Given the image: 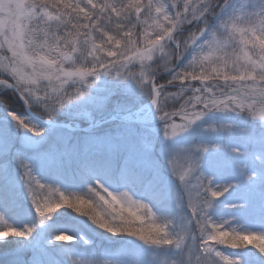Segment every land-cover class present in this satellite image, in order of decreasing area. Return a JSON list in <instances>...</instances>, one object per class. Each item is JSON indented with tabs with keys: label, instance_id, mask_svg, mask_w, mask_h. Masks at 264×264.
<instances>
[{
	"label": "snow or ice",
	"instance_id": "1",
	"mask_svg": "<svg viewBox=\"0 0 264 264\" xmlns=\"http://www.w3.org/2000/svg\"><path fill=\"white\" fill-rule=\"evenodd\" d=\"M0 264H264V0H0Z\"/></svg>",
	"mask_w": 264,
	"mask_h": 264
},
{
	"label": "rangeland",
	"instance_id": "2",
	"mask_svg": "<svg viewBox=\"0 0 264 264\" xmlns=\"http://www.w3.org/2000/svg\"><path fill=\"white\" fill-rule=\"evenodd\" d=\"M101 79L102 80H104V79H107L106 77H101ZM122 83H125V82H122ZM126 83H129V84H131V81H128V82H126ZM246 226L247 227H261V225H259L258 223L257 224H252V223H249V224H246ZM226 251H229V252H231V249H227Z\"/></svg>",
	"mask_w": 264,
	"mask_h": 264
}]
</instances>
